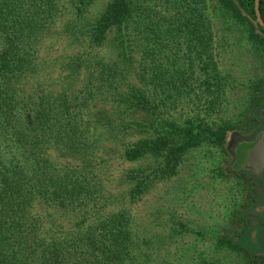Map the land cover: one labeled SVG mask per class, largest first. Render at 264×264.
<instances>
[{"label": "trees", "instance_id": "obj_1", "mask_svg": "<svg viewBox=\"0 0 264 264\" xmlns=\"http://www.w3.org/2000/svg\"><path fill=\"white\" fill-rule=\"evenodd\" d=\"M97 1L0 0V264H151L145 237L133 231V205L200 146L216 148L225 159L216 174L241 179L246 191L212 246L191 251L190 264H264V252L239 241L252 233L257 177L228 170L230 143L258 132L264 119L255 0H217L221 15L246 28L257 56L236 89V115L217 123L210 116L237 83L220 66L205 0H106L98 9ZM258 5L264 22V0ZM63 17L77 49L61 57L69 73L46 86V39ZM171 104L198 112L174 117ZM112 155L121 168L107 163ZM144 159L150 163H135Z\"/></svg>", "mask_w": 264, "mask_h": 264}, {"label": "rangeland", "instance_id": "obj_2", "mask_svg": "<svg viewBox=\"0 0 264 264\" xmlns=\"http://www.w3.org/2000/svg\"><path fill=\"white\" fill-rule=\"evenodd\" d=\"M105 2L106 0H98L95 6L97 9L102 8ZM217 4V0H205V5L213 17L212 21L217 31L215 45L219 52L220 66L233 79H236L237 84L234 83L235 87L228 90V101L222 106V111L214 112L213 116H210V121L215 123L236 115L238 107L233 104L237 95L236 89L240 88L242 92L243 87H240V84L246 85L247 80L252 76V57L256 56L244 41L246 28L231 24L225 16L220 14ZM94 10L96 12V8ZM66 20V17L59 19L51 36L49 35L50 37L46 39L45 45L49 46L44 51L40 73V78L46 86L54 87L56 83L52 81L53 79L69 73L67 70L60 69L61 57L72 54L77 49L75 43L71 42L69 36L62 31ZM27 87L25 85L24 88ZM186 106L185 104L178 109H173L174 105L171 104L166 110L172 116L179 118L185 117L187 113L192 112L189 115L196 113V107ZM262 113L264 114V109ZM158 117V113L153 114L152 123L157 126L160 122L156 120ZM258 129V132L253 131L248 136H237L230 143L231 156L228 167L231 163H235L233 167L235 169L240 165L243 157L248 155L254 143L252 140L264 131V119L261 120ZM144 134L137 135L143 136ZM224 160V156L222 157L214 147L200 146L192 149L184 155L175 176L167 181L157 182L148 196H144L142 200L133 205L132 210L135 215L137 214L133 222V231L146 239L142 252L146 255L147 262L151 259V264H160L163 261L170 264H190L191 261L188 259L191 251L198 252V250L212 246L214 236L219 235L221 228L228 225L234 206L244 199L246 186L239 178L221 177L216 174L217 165ZM107 163H110L112 167L121 168L122 165H117L123 161L112 155ZM135 163L145 164L150 161L144 159ZM256 181L259 201L254 209L257 212L252 216V233L243 235L239 241L242 245L259 253L264 252V170ZM181 221H187L185 224L188 230H185L184 237L177 236L174 231L179 228ZM201 229L206 233V237L198 234L197 231ZM162 234L165 238L161 240ZM179 245L182 246L180 250Z\"/></svg>", "mask_w": 264, "mask_h": 264}, {"label": "water", "instance_id": "obj_3", "mask_svg": "<svg viewBox=\"0 0 264 264\" xmlns=\"http://www.w3.org/2000/svg\"><path fill=\"white\" fill-rule=\"evenodd\" d=\"M259 0H255V16L258 24L264 28V22L259 11ZM254 143L249 150L248 155H245L238 167H234L235 163H231L228 167L229 171H250L255 177H260L264 170V131H261L252 140Z\"/></svg>", "mask_w": 264, "mask_h": 264}]
</instances>
